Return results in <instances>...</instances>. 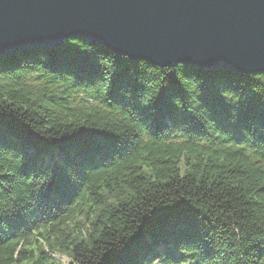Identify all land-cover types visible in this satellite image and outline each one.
<instances>
[{
  "label": "trees",
  "instance_id": "1",
  "mask_svg": "<svg viewBox=\"0 0 264 264\" xmlns=\"http://www.w3.org/2000/svg\"><path fill=\"white\" fill-rule=\"evenodd\" d=\"M45 247L73 264H264V74L80 39L0 56V264H57Z\"/></svg>",
  "mask_w": 264,
  "mask_h": 264
},
{
  "label": "water",
  "instance_id": "2",
  "mask_svg": "<svg viewBox=\"0 0 264 264\" xmlns=\"http://www.w3.org/2000/svg\"><path fill=\"white\" fill-rule=\"evenodd\" d=\"M72 39L158 68L264 74V0H0V56Z\"/></svg>",
  "mask_w": 264,
  "mask_h": 264
},
{
  "label": "rangeland",
  "instance_id": "3",
  "mask_svg": "<svg viewBox=\"0 0 264 264\" xmlns=\"http://www.w3.org/2000/svg\"><path fill=\"white\" fill-rule=\"evenodd\" d=\"M90 221H86L83 219H80L79 224L77 225L79 228H83L84 231H88V229H91V226L89 225ZM73 231H75V233L78 231V228H74ZM45 253L49 254V257L55 261L57 264H73L69 258L59 254V252L56 250V253H50V251L47 249V247H45L44 249Z\"/></svg>",
  "mask_w": 264,
  "mask_h": 264
},
{
  "label": "clouds",
  "instance_id": "4",
  "mask_svg": "<svg viewBox=\"0 0 264 264\" xmlns=\"http://www.w3.org/2000/svg\"><path fill=\"white\" fill-rule=\"evenodd\" d=\"M258 76H261V75H258Z\"/></svg>",
  "mask_w": 264,
  "mask_h": 264
}]
</instances>
